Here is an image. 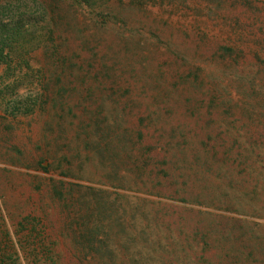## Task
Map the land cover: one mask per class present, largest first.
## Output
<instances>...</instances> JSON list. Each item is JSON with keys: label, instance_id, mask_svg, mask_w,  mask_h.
<instances>
[{"label": "trees", "instance_id": "1", "mask_svg": "<svg viewBox=\"0 0 264 264\" xmlns=\"http://www.w3.org/2000/svg\"><path fill=\"white\" fill-rule=\"evenodd\" d=\"M179 1L0 0V112L4 120L49 115L61 125L84 108L90 121L77 133L85 141L83 162L95 164L91 152L101 134L100 165L110 171L100 184L114 190L116 216L127 204L134 235L153 233L151 222L175 216L184 222L191 215L203 252L216 251L222 262L252 264L253 252L236 254L218 239L264 228L254 223L264 221V144L243 140L264 123H242L256 121L257 114L239 113L226 86L215 93L206 89L201 68L162 39L163 30L179 20L177 13L166 17L163 8L178 9ZM183 35L191 38L186 30ZM232 53L221 49L222 57ZM166 55L174 59L170 66L158 65ZM166 67L188 72L168 74ZM197 129L207 135L201 142ZM59 163L55 170L63 167ZM168 187L169 195L163 191ZM64 189L65 183L56 188L61 201ZM100 192L96 199L106 212ZM139 220L147 226L140 228ZM223 223L233 228L216 227ZM100 229L89 232L91 245Z\"/></svg>", "mask_w": 264, "mask_h": 264}, {"label": "rangeland", "instance_id": "2", "mask_svg": "<svg viewBox=\"0 0 264 264\" xmlns=\"http://www.w3.org/2000/svg\"><path fill=\"white\" fill-rule=\"evenodd\" d=\"M178 6L163 8L166 17L177 13L179 20L163 30L162 39L174 43L189 62L201 68L208 82L206 89L215 93L226 86L236 96L233 105L239 113L257 114L256 121L245 118L242 123H264V0H180ZM185 30L190 39L183 35ZM222 48L233 53L222 57ZM173 60L170 55L162 56L158 65ZM165 70L168 74L188 72L177 67ZM85 112L75 109L78 118L61 125L48 119L49 115L4 120L0 112V264H233L222 262L216 251H202L194 231L198 220L191 215L184 222L176 216L151 222L153 233L134 235L127 204H123L121 218L116 216L114 190L100 184L107 182L105 173L110 171H103L100 165L101 134L91 152L95 164L83 162L85 141L77 133L90 121ZM191 125L196 129L195 122ZM197 131L196 141L201 142L207 135ZM247 133L243 138L247 144H264V128ZM147 144L153 143L148 140ZM59 161H64L63 167L55 170ZM50 165L49 172L43 170ZM62 172H70L72 177H64ZM62 183L63 201L56 197V188L60 190ZM100 191H104L101 205L106 212L96 199ZM163 191L169 195L173 189ZM166 207L171 213L179 209ZM119 223L124 230H119ZM138 223L140 228L147 226V221ZM254 223L264 225L262 220ZM95 226L101 229L91 245L89 232ZM216 227L233 228L226 223ZM241 236L239 232L218 240L236 254L247 257L253 252L256 259L251 263L264 264V228L255 235ZM92 250L96 254L89 252Z\"/></svg>", "mask_w": 264, "mask_h": 264}]
</instances>
